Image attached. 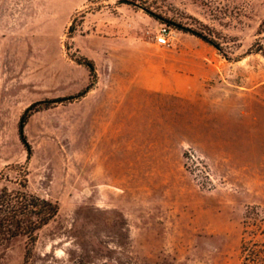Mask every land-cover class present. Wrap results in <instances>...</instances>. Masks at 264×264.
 <instances>
[{"label": "rangeland", "instance_id": "obj_1", "mask_svg": "<svg viewBox=\"0 0 264 264\" xmlns=\"http://www.w3.org/2000/svg\"><path fill=\"white\" fill-rule=\"evenodd\" d=\"M25 182L59 205L35 264H264V0H0V191Z\"/></svg>", "mask_w": 264, "mask_h": 264}, {"label": "trees", "instance_id": "obj_2", "mask_svg": "<svg viewBox=\"0 0 264 264\" xmlns=\"http://www.w3.org/2000/svg\"><path fill=\"white\" fill-rule=\"evenodd\" d=\"M132 2L145 6L146 8H150L152 4V0H132ZM191 32L212 44H216L214 41L208 40L202 33ZM216 45L218 46V44ZM22 128L23 123L21 124V130ZM22 139L26 143L23 133ZM58 213L59 205L57 202L29 192L26 182L22 185L21 189L16 191L4 187L0 191V248L8 246L14 239L25 238L26 250L24 264H35L32 261V245L38 238V232L54 220ZM74 264L97 263L79 261Z\"/></svg>", "mask_w": 264, "mask_h": 264}, {"label": "built area", "instance_id": "obj_3", "mask_svg": "<svg viewBox=\"0 0 264 264\" xmlns=\"http://www.w3.org/2000/svg\"><path fill=\"white\" fill-rule=\"evenodd\" d=\"M176 40V34L169 27H161L157 36L156 43L160 46H171Z\"/></svg>", "mask_w": 264, "mask_h": 264}, {"label": "crops", "instance_id": "obj_4", "mask_svg": "<svg viewBox=\"0 0 264 264\" xmlns=\"http://www.w3.org/2000/svg\"><path fill=\"white\" fill-rule=\"evenodd\" d=\"M159 68V71H161V66L158 67ZM162 83L159 81V85L157 87H155L154 89L155 90H162Z\"/></svg>", "mask_w": 264, "mask_h": 264}, {"label": "water", "instance_id": "obj_5", "mask_svg": "<svg viewBox=\"0 0 264 264\" xmlns=\"http://www.w3.org/2000/svg\"><path fill=\"white\" fill-rule=\"evenodd\" d=\"M131 2V1H130ZM133 3V2H132ZM71 98V97H70Z\"/></svg>", "mask_w": 264, "mask_h": 264}]
</instances>
